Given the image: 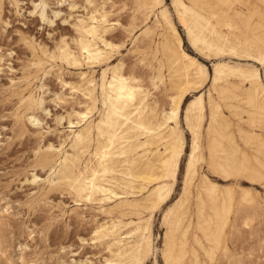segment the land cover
Masks as SVG:
<instances>
[{
  "label": "bare ground",
  "instance_id": "bare-ground-1",
  "mask_svg": "<svg viewBox=\"0 0 264 264\" xmlns=\"http://www.w3.org/2000/svg\"><path fill=\"white\" fill-rule=\"evenodd\" d=\"M133 2L137 7L128 20L113 17L103 7L93 9L74 17L72 39L62 36L54 47L33 52L21 75L25 88L19 103L24 112L15 117L22 130L27 122L40 128L44 123L40 113H50L46 84L36 82L55 70L52 61L87 69L80 70L78 81L61 78L83 101L57 116L62 125L68 124L58 141L43 139L37 146V161L48 168V174L42 179L34 173V182L65 190L75 203L96 211L91 241L106 253L97 261L88 258L90 264H145L154 254L153 219L172 200L187 155L182 191L162 215L163 260L207 264L203 254L214 263L220 250L221 258L231 261L228 228L237 227L240 220L247 228L253 226L256 211L242 218L241 213L255 204V197L245 186L238 196L236 188L214 181L200 166L206 161L212 173L226 180L247 174L264 180V10L244 9L250 0H171L190 47L216 60L211 76L208 65L186 50L165 0ZM11 3L18 6L20 0ZM70 6L75 8L76 3ZM47 7L40 0L34 12L43 22H53ZM152 16L155 20L148 25ZM139 20L147 26L134 38ZM0 21H4L1 3ZM118 29L134 38L130 52L145 69L151 87L143 74L125 68V58L113 63L120 49L113 33ZM209 81L218 97L209 93L207 109L201 91ZM222 102L230 115L223 112ZM182 117L191 135L188 151ZM85 213L78 216L83 219Z\"/></svg>",
  "mask_w": 264,
  "mask_h": 264
},
{
  "label": "rangeland",
  "instance_id": "rangeland-1",
  "mask_svg": "<svg viewBox=\"0 0 264 264\" xmlns=\"http://www.w3.org/2000/svg\"><path fill=\"white\" fill-rule=\"evenodd\" d=\"M39 1L20 0L19 5L16 6L11 3V0H0L2 19L8 21V24L0 21V244L4 251V254L0 255V264H90L87 261L88 258L97 261L100 255L106 253L101 251L99 246L94 245L93 240L91 241L94 227L92 216L96 211L89 206L75 203L72 195L67 191L56 188L51 189L47 185H43L42 182L40 184L35 183L33 179L34 173L40 175L42 179L48 174V168L40 165L37 161V146L43 139L58 141L62 137L63 131L68 130V124L63 121L64 125H62L57 120V116L65 113L71 106L83 101L82 95L76 94L68 86H64L61 78L78 81L80 72L87 69L81 70L76 67L74 69L73 65L56 60L51 62L55 66V70L51 74L46 78L40 75L42 78L39 77L37 81L39 83L36 82V85L41 86V82H45L47 89L45 105L50 112L49 114L46 112L40 113L44 122L41 126L42 136L40 133L41 127L38 128L27 122V129L22 130L16 123L15 117L17 114L24 112V106L19 103L20 91L25 88V82L21 80V75L24 71H27L33 52L41 54L40 49L42 46L54 47L62 36L72 39L75 35L72 26L75 16L103 7L105 10L108 9L107 11L113 17L119 16L121 20H128L137 4L133 0H91V4L88 0H45L48 3V16L53 22H43L39 15L34 12ZM73 1L76 3L75 8L70 6ZM165 1L183 36L186 50L206 63L212 76L214 74L213 62L216 60L214 58L212 60L206 59L194 52L186 39L183 27L178 22L171 0ZM246 7L264 10V3L259 0H250V4L243 8L246 9ZM55 11H60V15L55 16ZM259 19L258 16L254 17L255 21ZM154 20L155 16H152L148 25H151ZM261 21L264 22L263 19ZM146 26V22L139 20L133 33L134 38ZM221 29L226 31L224 27ZM113 33L116 34L117 42L120 44L118 53L116 52L115 57H113V63L116 64L125 58V68H134L139 74H143L147 82L148 76L144 72L145 69L138 64L137 57L130 52L134 38L131 39L119 29ZM238 34L240 37L242 36L240 31ZM25 38L32 40L34 42L33 46L29 45ZM150 57L149 59H151ZM100 73L101 71L98 72V75ZM261 73L264 79L263 68H261ZM147 84L151 87L150 83L147 82ZM205 87L201 92L204 93L205 105L208 109L209 93L212 92L211 94L214 97L218 96L212 91L210 81ZM152 91L158 94L161 102H166L165 97L160 95L159 91ZM39 93L42 94V91L37 90V94ZM222 103L223 112L230 115L225 102ZM181 126L185 131L188 151L191 135L186 129L184 117L181 119ZM245 128L251 129L248 125H245ZM232 129L236 130L235 127ZM235 134L239 143L243 145L240 136L237 133ZM262 135L264 137V131ZM203 147L206 157L205 139L203 140ZM262 158L264 159V156ZM186 161L187 155L182 160L181 172L179 171L172 200L157 212L153 219L154 254L146 262L147 264H153L155 261L158 264H165L162 257L164 234L161 223L162 215L164 210L175 201L182 191ZM200 171L207 173L220 184L233 186L236 188L238 196L242 191L241 187L245 186L244 188L250 189L255 197V204L243 211L241 218L254 214L255 211V214H257V218L253 223L254 227L247 228L243 226L241 220L236 222L237 227L229 226L228 242L232 253L231 261L222 259L220 250L216 253V262L211 263L209 258L203 254H201L202 259L207 264H264V180H254L249 174L226 180L222 176L212 173L206 161L201 164ZM256 204H260V206H256ZM7 206L10 208L9 211L3 212ZM82 212H86L83 219L78 216ZM233 220L234 214L232 223ZM81 237L88 241L82 242ZM260 243L262 245H259ZM257 245L261 247L258 248Z\"/></svg>",
  "mask_w": 264,
  "mask_h": 264
}]
</instances>
